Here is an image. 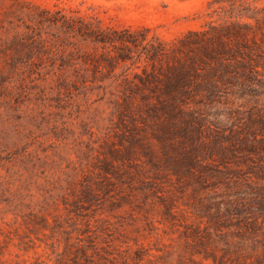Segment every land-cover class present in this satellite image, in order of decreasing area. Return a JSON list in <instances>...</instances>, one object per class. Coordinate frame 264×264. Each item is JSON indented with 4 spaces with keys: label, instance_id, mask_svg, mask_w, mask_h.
<instances>
[{
    "label": "rangeland",
    "instance_id": "rangeland-1",
    "mask_svg": "<svg viewBox=\"0 0 264 264\" xmlns=\"http://www.w3.org/2000/svg\"><path fill=\"white\" fill-rule=\"evenodd\" d=\"M211 1L0 0V41L14 34L3 32L8 21L37 28L47 19L58 25L45 24L42 36L68 44L33 56L43 65L13 96L0 95V264H264V147L255 143L264 134V38L250 65L236 67L248 77L243 94L139 97L164 96L161 71L175 65L146 66L147 43L209 21L255 24ZM253 6L264 33V0ZM77 16L137 31L132 59L96 56L78 82L77 40L60 28ZM152 76L159 82L142 86ZM254 219L255 233L246 227Z\"/></svg>",
    "mask_w": 264,
    "mask_h": 264
},
{
    "label": "trees",
    "instance_id": "trees-1",
    "mask_svg": "<svg viewBox=\"0 0 264 264\" xmlns=\"http://www.w3.org/2000/svg\"><path fill=\"white\" fill-rule=\"evenodd\" d=\"M255 1L257 0H212L210 2L218 4L223 14L227 11L230 14L237 13L239 18L252 20L255 24L239 21L214 24L209 21L200 30L188 31L170 42L157 40L156 43L154 41L147 43L143 47L146 66L151 65L155 71L156 66L162 67L163 62H175V65L166 71H161L164 80L160 83L164 88V96L151 95L152 93L142 94L139 95L141 101L149 104L154 98L158 103L163 97H168L172 103H182L185 99L195 97L193 99L212 103L223 95L243 94L248 77L246 74L238 75L236 67L250 65L253 48L261 49V45L256 42L258 33L261 35L259 38L261 44L264 38V33L255 26L259 22V18L255 15L257 9L253 6ZM226 7H228L227 10H225ZM16 20V23L8 21L3 29L4 33L13 32L14 34L9 39L0 41V95L3 97L13 96L25 79L33 74L35 67L43 65V63H35L32 60L33 56L45 54V49L56 43L61 44L64 50L68 46L65 44V38L51 40L42 36L41 30L45 24L57 26L58 21L38 19L35 24L37 28H35L21 18ZM60 28L65 29L67 33L72 34V38L77 40L70 57L77 56L80 58V66H85V69L77 70L76 79L81 83L87 80L80 71L87 72V65L96 63V56L107 63L126 62L133 57L131 49L140 44L137 31L104 29L100 21L91 23L82 16L64 18ZM19 29L25 31H19ZM88 46L91 49L85 50ZM117 49H120V52ZM110 52L113 53L112 56ZM16 55L25 58H15ZM155 81L159 82L155 76H152L141 81V84L148 86ZM190 89H193L195 93L190 95ZM114 104L116 106L118 102ZM255 143L264 147V134ZM233 149L232 146L228 147L225 154ZM250 223L246 226L247 230L255 233L256 219Z\"/></svg>",
    "mask_w": 264,
    "mask_h": 264
}]
</instances>
